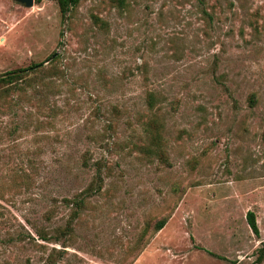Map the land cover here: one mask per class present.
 Instances as JSON below:
<instances>
[{
	"label": "rangeland",
	"instance_id": "rangeland-1",
	"mask_svg": "<svg viewBox=\"0 0 264 264\" xmlns=\"http://www.w3.org/2000/svg\"><path fill=\"white\" fill-rule=\"evenodd\" d=\"M66 14L65 28L54 1L0 0V76L58 69L21 96L0 84V210L12 234H52L72 212L64 198L86 205L65 247H0V264H44L52 247L56 264H256L264 0H80ZM153 117L157 150L144 130ZM96 164L103 182L87 198Z\"/></svg>",
	"mask_w": 264,
	"mask_h": 264
},
{
	"label": "trees",
	"instance_id": "trees-1",
	"mask_svg": "<svg viewBox=\"0 0 264 264\" xmlns=\"http://www.w3.org/2000/svg\"><path fill=\"white\" fill-rule=\"evenodd\" d=\"M42 1V0H37ZM47 1H54L57 3V6L59 7V11L62 15H65L67 12H69L70 7H75L78 5L80 0H47ZM112 4L115 5V7L123 8V6L126 5L127 0H110ZM91 20L94 25L98 26L99 28H106L107 23L100 19L98 16H91ZM52 56V55H51ZM56 58V57H55ZM54 58V59H55ZM42 65H35L33 67H29L25 70H15L12 72H9L7 74L0 76V84L4 85H12V96H21L25 94V90L27 87H30L31 82L36 83H43L45 79L56 76L57 75V67L53 66L48 70L41 69ZM39 69V70H36ZM26 72H33L34 77L32 78H26L25 73ZM1 97V95H0ZM147 105L150 110L153 109L154 103H155V96L151 93L147 96ZM161 123L158 120V118L153 117L151 118L147 123H145L144 130L150 137L152 146L155 150H157L161 144ZM98 165V164H96ZM84 166L88 167V164L86 161H84ZM96 175L93 176L94 179L91 181V183L87 186V188L84 189L85 196L91 197L92 195L98 193L101 189V183L103 182L101 176V166H97L96 168ZM63 202L65 204H72V212L67 219V223L64 228H55L52 230V234H49L48 231L43 229L42 227H34L33 232L34 235L29 233L28 231H16L12 234V224L10 222L11 218L8 216L5 217V214L0 210V247L1 248H9L12 247V245L17 246H23V247H38L40 249H46V245L44 244H52V245H63L64 241L69 239L73 232V226L71 225L78 219L80 216L82 210L84 209L86 205V198L83 196H75L74 199H66L64 198ZM0 208L7 212L4 207L0 205ZM49 213L44 214V218L46 221L49 219ZM255 219V215L253 212L247 213V222L252 233L259 237V230L257 227V223ZM166 224V218H163L161 220H158L154 224L153 231L158 232L160 231L164 225ZM43 243V244H41ZM65 247V246H62ZM61 250H57L55 247H52L50 249V252L46 256L44 260V264H56V261L61 258ZM255 263L261 264L264 261V242L261 243L260 247L255 252Z\"/></svg>",
	"mask_w": 264,
	"mask_h": 264
},
{
	"label": "water",
	"instance_id": "water-1",
	"mask_svg": "<svg viewBox=\"0 0 264 264\" xmlns=\"http://www.w3.org/2000/svg\"><path fill=\"white\" fill-rule=\"evenodd\" d=\"M17 3L27 7V8H31L32 7V4H33V0H15ZM67 18H68V15L65 14V17H64V25H65V28H66V24H67ZM65 28H64V32H65ZM59 54V52H55L52 56H50L48 58V60L45 62V63H49L50 61H52L57 55Z\"/></svg>",
	"mask_w": 264,
	"mask_h": 264
}]
</instances>
